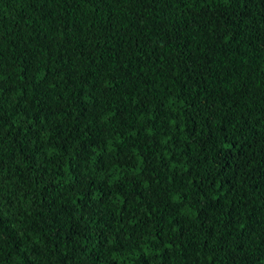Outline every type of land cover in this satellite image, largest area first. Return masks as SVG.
I'll return each instance as SVG.
<instances>
[{
    "label": "trees",
    "instance_id": "obj_1",
    "mask_svg": "<svg viewBox=\"0 0 264 264\" xmlns=\"http://www.w3.org/2000/svg\"><path fill=\"white\" fill-rule=\"evenodd\" d=\"M0 264H264V0H0Z\"/></svg>",
    "mask_w": 264,
    "mask_h": 264
}]
</instances>
